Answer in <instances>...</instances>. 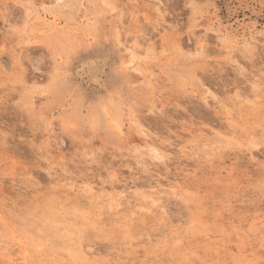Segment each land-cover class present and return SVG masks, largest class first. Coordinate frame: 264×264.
I'll list each match as a JSON object with an SVG mask.
<instances>
[{
    "label": "rangeland",
    "instance_id": "374dc122",
    "mask_svg": "<svg viewBox=\"0 0 264 264\" xmlns=\"http://www.w3.org/2000/svg\"><path fill=\"white\" fill-rule=\"evenodd\" d=\"M0 264H264V0H0Z\"/></svg>",
    "mask_w": 264,
    "mask_h": 264
},
{
    "label": "snow or ice",
    "instance_id": "6c2138e0",
    "mask_svg": "<svg viewBox=\"0 0 264 264\" xmlns=\"http://www.w3.org/2000/svg\"><path fill=\"white\" fill-rule=\"evenodd\" d=\"M110 6H111V5H107V4L105 5V7H110ZM105 112H107V109H105Z\"/></svg>",
    "mask_w": 264,
    "mask_h": 264
},
{
    "label": "bare ground",
    "instance_id": "6f19581e",
    "mask_svg": "<svg viewBox=\"0 0 264 264\" xmlns=\"http://www.w3.org/2000/svg\"><path fill=\"white\" fill-rule=\"evenodd\" d=\"M205 40V39H204ZM131 200V199H130ZM134 200V199H133ZM120 202V201H119ZM126 202V201H125ZM132 204V203H131ZM123 256V255H122Z\"/></svg>",
    "mask_w": 264,
    "mask_h": 264
}]
</instances>
